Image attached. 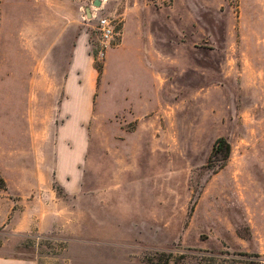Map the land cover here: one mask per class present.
Masks as SVG:
<instances>
[{
    "label": "rangeland",
    "instance_id": "obj_1",
    "mask_svg": "<svg viewBox=\"0 0 264 264\" xmlns=\"http://www.w3.org/2000/svg\"><path fill=\"white\" fill-rule=\"evenodd\" d=\"M87 6L110 14L118 43L135 16L146 29L169 19L173 57L183 66L174 61L158 76L149 117L103 120L100 92L84 191L70 199L77 217L48 235L0 227V254L38 264H264V0H0L3 143L46 128L28 105L36 77L22 78L60 62L37 57L42 23H71L68 41L87 29L96 43L97 21L83 19ZM104 62L95 57V65ZM131 68L123 69L142 71ZM219 136L230 143L227 158L212 152ZM0 153V172L13 184V151ZM5 211L0 200V221L13 216Z\"/></svg>",
    "mask_w": 264,
    "mask_h": 264
},
{
    "label": "crops",
    "instance_id": "obj_2",
    "mask_svg": "<svg viewBox=\"0 0 264 264\" xmlns=\"http://www.w3.org/2000/svg\"><path fill=\"white\" fill-rule=\"evenodd\" d=\"M133 18L134 22H125L121 41L107 50L102 72L95 65L87 29L76 30L68 41L71 23L64 29L60 23H42L37 57H46L44 64L54 57H60V62L22 76L36 77L31 83L36 93L34 98L29 96L28 105L46 128L33 132L29 127L30 131L22 133L18 140L12 137L5 143L0 141V152L3 150L5 157L9 150L13 151L8 171L18 177L13 184L5 177L8 188L4 190L13 197L0 196V200L5 215L14 213L10 220L0 221L1 228H9L16 235H48L77 217L70 202L84 191L93 139L90 124L94 111L97 112L100 92L103 112L97 113L103 120L149 117L157 109L158 76L166 77L174 61L182 68L183 57H173V27L169 19L157 25L150 22L146 29L137 22L140 16ZM49 36H53L52 43L42 44ZM177 42L183 44L182 38ZM111 65L117 67L115 72L109 70ZM128 66H139L142 71L133 74L130 69H123ZM0 264H38V259L0 254Z\"/></svg>",
    "mask_w": 264,
    "mask_h": 264
},
{
    "label": "built area",
    "instance_id": "obj_3",
    "mask_svg": "<svg viewBox=\"0 0 264 264\" xmlns=\"http://www.w3.org/2000/svg\"><path fill=\"white\" fill-rule=\"evenodd\" d=\"M87 11L83 15L84 20L94 18L97 21L99 38L96 43L90 41L92 52L95 57L105 58L107 50L118 43L120 31L114 19L108 13H97L92 11V15H88Z\"/></svg>",
    "mask_w": 264,
    "mask_h": 264
},
{
    "label": "trees",
    "instance_id": "obj_4",
    "mask_svg": "<svg viewBox=\"0 0 264 264\" xmlns=\"http://www.w3.org/2000/svg\"><path fill=\"white\" fill-rule=\"evenodd\" d=\"M0 19H1V8H0ZM99 72H102L103 68L96 65ZM220 151H225L224 158H227L230 154V143L228 142L227 138L225 136H219L214 144H213V151L214 153H218ZM8 183L6 178L1 174L0 172V189H7Z\"/></svg>",
    "mask_w": 264,
    "mask_h": 264
},
{
    "label": "water",
    "instance_id": "obj_5",
    "mask_svg": "<svg viewBox=\"0 0 264 264\" xmlns=\"http://www.w3.org/2000/svg\"><path fill=\"white\" fill-rule=\"evenodd\" d=\"M94 3L96 5H100L102 3V0H94ZM86 11H87L88 15H90V16L92 15V9L90 6L86 7Z\"/></svg>",
    "mask_w": 264,
    "mask_h": 264
}]
</instances>
